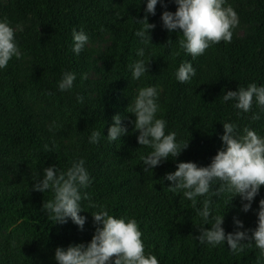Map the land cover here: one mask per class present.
Here are the masks:
<instances>
[{"label":"trees","instance_id":"1","mask_svg":"<svg viewBox=\"0 0 264 264\" xmlns=\"http://www.w3.org/2000/svg\"><path fill=\"white\" fill-rule=\"evenodd\" d=\"M112 2L119 7L113 9ZM229 5L248 25L247 35L239 38L233 33L231 43L222 41L192 57L179 45L182 32H169L163 26V12L177 10L174 0H161L155 16L148 14L149 23L156 27L150 33L151 42L145 43L135 35L143 27L135 19L143 20L147 0H7L6 6L0 0V21L7 18L10 23L31 21L32 25L15 32L16 43L29 61L13 57L0 69V178L14 179L6 185L0 183V264H34V249L55 255L58 247L89 244L96 231L91 213L99 210L90 204L106 206L115 218H134L142 232L145 255H155L159 264H264L254 242L233 254L226 242L213 247L195 238L200 235L199 228L211 227L203 225L197 214L205 199L212 200V216H224L226 235L254 230L258 216L242 210L240 197L231 202V194L212 196L210 191L198 197L193 207L183 192L169 191L173 185L165 179L181 162L209 166L225 148L221 140L224 123L250 130L255 126L252 116L261 107L255 98L251 111L245 113L234 107L235 101L225 102L223 95L251 83L264 86V0H225L224 6ZM74 27L77 31L83 28L89 39L112 37L95 96L89 99L81 95L83 103L58 87L65 71L82 74L86 68L83 51L79 55L73 51ZM138 49H144L143 57L137 55ZM139 59L146 65L151 61L149 72L134 80L129 65ZM199 59L207 66L203 74L197 72ZM184 62L192 63L196 74L180 83L175 73ZM145 87L157 89L156 118L166 121L165 133L175 132L176 138L183 134L189 143L179 157L170 156L148 173L142 157L152 149L138 143L136 117L127 112L139 89ZM38 104L49 109L44 118L58 137L41 136L29 122ZM116 115L124 117L122 126L127 135L109 142L108 130ZM93 131L101 133L99 144L89 141ZM66 135L75 138L70 145L58 141ZM80 159L85 161L92 181L81 190L91 198L80 202V215L86 217L83 230L70 218L66 224L49 219L43 204L53 193L32 191L34 176L42 178L45 168L67 171ZM218 185L219 181H214L212 190ZM262 199L264 186L252 204L259 209ZM234 218L244 228L238 229ZM14 235L21 240L12 250Z\"/></svg>","mask_w":264,"mask_h":264},{"label":"clouds","instance_id":"2","mask_svg":"<svg viewBox=\"0 0 264 264\" xmlns=\"http://www.w3.org/2000/svg\"><path fill=\"white\" fill-rule=\"evenodd\" d=\"M161 0H147L146 14L143 20L135 19L142 25L135 35L141 42H151V31L156 25L150 24L148 14L155 16L156 6ZM178 6L175 13L164 11L161 19L163 26L169 32L180 30L183 39L179 40L180 47L192 57L201 56L214 44L222 41L231 43L233 30L238 26L239 19L232 6L225 7V0H174ZM167 8V4H163ZM73 51L79 55L89 41L83 28L79 31L73 28ZM172 43L168 41V45ZM152 44V43H151ZM154 46V45H153ZM137 55L144 56V49H138ZM179 53H174L178 56ZM21 58V51L15 40V30L7 18L0 21V69L7 67L12 58ZM150 62L146 65L143 59L129 65L132 78L138 80L149 72ZM195 69L190 62L181 63L175 73L180 83L188 82L195 76ZM82 79H87L84 74ZM76 75L65 71L58 87L61 92L73 87ZM51 95V93H49ZM264 107V86L251 83L247 88L240 87L238 91H227L223 100L235 101L234 107L247 113L251 111L253 100ZM78 101L83 103V97L78 96ZM158 92L156 87L139 89L138 95L127 108V112L136 117L134 127L139 132L138 143L142 147H150L152 151L142 157L144 172L159 166L162 161L170 156L177 158L189 146L176 142V133L166 134V121L157 119L156 113ZM258 114L252 116L258 120ZM124 117H113L114 124L108 130L107 139L115 142L120 137L127 135V128L122 126ZM225 134L221 137L225 148L220 150L207 167H199L193 162H181L174 173L167 174L165 179L172 182L168 190L176 193L183 192L184 198L190 200L193 207L197 198L206 196L210 191L212 196L223 193L231 194V202L235 197L241 198L242 210L248 212L252 202L264 186V138L255 131L244 128L243 134L237 136V126L224 123ZM51 130V129H50ZM101 133L93 131L89 138L90 143L99 144ZM47 147V146H45ZM32 191L46 193L51 191L53 198L45 201L43 211L49 219L57 224H66L70 218L73 223L83 230L86 217L80 215L81 200H91L86 191L92 181L85 168V161L80 159L72 162L67 171H58L55 166L43 170V177L34 176ZM214 181H219L217 190H212ZM247 202V203H245ZM211 199H205L197 214L201 217L203 225H211L210 229L202 226L200 235L195 237L200 244L213 247L224 242L227 243L233 254L243 252L246 248L255 247L259 250V257H264V199L259 203L258 226L254 230L236 231L226 235L222 225L224 216H212ZM99 210L91 213L96 224V231L87 245H70L67 249L58 247L55 252L57 264H159L155 255H145L142 241V232L137 221L133 219L115 218L109 215L106 206L90 204ZM238 229L244 228L239 219L234 218ZM56 224V225H57ZM251 232V235H249ZM15 242H13L14 246Z\"/></svg>","mask_w":264,"mask_h":264},{"label":"rangeland","instance_id":"3","mask_svg":"<svg viewBox=\"0 0 264 264\" xmlns=\"http://www.w3.org/2000/svg\"><path fill=\"white\" fill-rule=\"evenodd\" d=\"M1 4L3 6H6L7 0H1ZM112 7L113 9H117L119 5L112 2ZM238 19H239V24L233 30V33L237 37L243 38L247 35L249 31L248 25L243 23L239 17ZM10 25L14 28L15 32L22 30L25 27L32 26L31 21H20L19 23H10ZM111 46H112V37L110 35H104L103 37L89 39L88 43L85 45L84 49L82 50L84 56L86 57V68L82 72V74L80 73L75 74L76 80L74 81L73 87L70 90H68V92L71 94V97L73 99L83 94H85L89 99H92L95 96L94 88L97 81L100 79L99 70L103 65V58L105 57ZM21 58L26 62L29 61V57H27L22 51H21ZM206 68L207 66L205 61L203 59H199L197 63V72L199 74H203ZM84 74H87V79H82ZM134 90H136V88H134L132 91ZM132 91L129 92L131 93ZM34 109L36 112L35 116L30 118L29 122L31 123L35 131L41 136L45 135L46 138L50 136L58 137L57 134L53 133L49 121L44 118L45 114L50 113L49 109L42 104H38L37 106H35ZM258 115L260 118L258 120H255V126H253L252 130L255 131L261 138H264V107H260ZM125 125H127V123ZM243 130H244L243 126H237L236 128L237 136L242 135ZM74 139L75 138L73 136L66 135L60 137L58 141H60L64 145H70ZM176 142L178 144L183 145L186 144L187 140L183 134H179L176 138ZM104 171L110 174L109 169L104 168ZM13 180L14 179L11 176H4L0 178V183L2 185H6ZM216 198L219 199L218 197ZM258 211L259 209H257L252 204L251 209L247 213L251 216H257ZM14 237H15L14 239L15 244L13 246V242L11 243L12 250H15V248L19 246L18 241L21 240L20 236L14 235ZM33 252L34 253L32 254V258L34 264H57V261L55 260V255L45 251L41 252L37 249H34Z\"/></svg>","mask_w":264,"mask_h":264}]
</instances>
